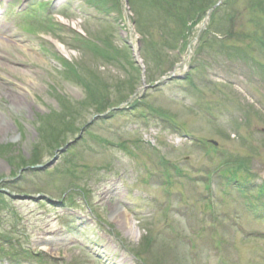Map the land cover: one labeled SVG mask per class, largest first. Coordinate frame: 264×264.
Masks as SVG:
<instances>
[{"label":"rangeland","instance_id":"374dc122","mask_svg":"<svg viewBox=\"0 0 264 264\" xmlns=\"http://www.w3.org/2000/svg\"><path fill=\"white\" fill-rule=\"evenodd\" d=\"M126 1L128 2V0ZM129 1H134L138 5V0ZM116 4L119 6V3L114 0L113 5ZM120 7L111 8V15L105 19H99L100 17L92 11L94 18L92 17L90 22L85 20L87 23H84L82 19L78 18L62 21L67 25L77 26L78 30L87 29V32L90 31L94 35L93 40L99 44V35L107 34L106 31L110 32L107 24H103V22L107 19H114L115 21L118 18L119 21L122 20L114 28L115 34H113L111 42L123 50L120 60L124 62L128 61L131 56L133 58L130 42L135 43L137 40L139 43L141 37L136 31L133 36L130 34V30L125 27L126 22L132 23V21H135L134 12L129 11V6V8L124 7L121 1ZM229 13L234 14L231 9H229ZM241 15L242 17L239 20L235 18L237 22H224L221 25V29H225L224 32L217 29L211 31L208 34L207 41H219L217 39L219 37L229 47L235 46L236 48L238 46L245 48L246 45L251 44L249 38L257 35L255 33L257 31L256 22L260 20V28L261 26L264 27V17L250 21L247 11H243ZM127 19L128 21H126ZM197 30L198 27H194V34ZM70 31H72L71 28ZM224 34L229 36V39L226 40ZM44 38L46 41H43ZM155 38L158 41V37H154V41H148L142 49L143 53L149 52L150 59L153 60V62L150 61L146 64L147 68L152 70L149 75L152 80H156L159 75L169 70V62L160 63L157 59L159 55L165 60L175 58L180 60L181 57L175 50L170 49L167 51L164 46L162 48L157 44L154 45L157 42H155ZM243 40L245 41L244 45L241 43ZM58 41V35L55 33L42 31L37 34V38L31 39V43L27 44L30 47L27 53L30 55L26 56V53L23 52L20 55L21 59H17L13 55L21 64L14 70L17 74L15 76L20 79L16 78L19 86L24 90L26 86L20 84L27 85L29 83L28 85L33 90L29 87V92L24 97L9 94L4 95L7 99L0 97L2 98L0 100V120L6 125L9 126L8 121L12 118L19 119L24 124L33 125L39 118L56 112L54 110L59 109V104L55 99L54 88L66 95L72 102L80 101L86 97L84 95L86 91L83 92L81 89L63 81L50 87V83L51 85L55 84L54 79L60 78L62 74V71L60 74L57 73L60 68L51 62L50 54H48L49 48L53 51L55 46L58 47ZM90 43L93 44V41H90ZM220 45L221 43L218 45L212 43V48H209V51L213 52ZM196 48L197 46L194 50ZM160 50L164 51L159 52ZM63 51L65 53L67 51L66 54L71 58L75 57L76 62L85 59L78 52L65 48ZM209 51H206L201 59L209 60ZM259 55L257 54V56ZM25 56L27 60H24ZM257 56L256 58H258ZM258 60L264 64V57H259ZM87 62L90 64L89 61ZM44 63L45 68L41 66ZM190 64L191 61L189 60L182 67L183 69L178 71L177 75L182 77L186 71L188 73L190 71L188 65ZM90 66L93 67V65ZM240 66L243 70L250 71L241 63L236 66L229 65V68L233 69V73L237 72L235 76H231L233 78L231 88L218 85L219 89L229 88L228 93L231 94L229 101L231 102L228 103V107L232 108L230 112L220 109L219 104L224 99L218 97L222 95L219 91L216 92L215 95L218 96L215 97V87L204 90V94L199 101L198 99L192 100L186 95L184 83H163L159 88L146 89L144 94H147V96L143 97V101L148 102V106L146 104L135 106V103L131 104L132 107L131 105H124V108L119 111L120 114L104 116L103 118H106L104 121L97 120L93 122L92 125L94 126L89 127L91 133H84L83 136H81V128L88 126L93 121V116H95L93 109L83 116L77 115L80 117H77L75 121H65L63 126L53 121L51 127L56 126L58 129L52 131L50 135L47 132L46 136H49L48 146L56 148L58 141L62 143L69 142L72 151L69 150L68 157H66L67 153H63L60 158H57L56 153H53L54 156L48 155L49 150L47 146H44L40 151L39 167L34 169L27 167L26 163L23 165L25 168L20 169L18 167L14 170V165L11 162H19V157H15L18 155L27 158V160L31 158L35 145L40 142L38 130L34 126H30L25 132L22 129V133L15 130L10 134L0 133V204L3 203V208L0 210V237L4 236V240H6L0 244V250H13L16 252L18 246L22 245L26 250L33 252L34 255L40 251L44 253L46 252L45 248H48L53 253L48 255L49 264H76L81 260V257L89 260L90 256L84 254L83 251L81 252L75 242L72 241V232L83 231L81 239H84L85 242L89 241L91 247L95 243L102 244V246L106 245L102 241L104 234L101 228L93 222L92 218L88 217L86 213L82 215V218H79L80 209L76 210L70 203H65V201L69 202L70 200L69 196L63 199L65 192H70L73 199H77L79 203L80 199L83 200L86 196V200L82 202V207L86 210V205L93 210L99 223L104 222L106 224L107 232L110 233L112 230L113 233H119V240L137 248L144 239L145 231L136 225L134 219L143 216L144 224L148 225L147 228L150 230V234L158 233L163 228L159 216L160 206L163 202L175 203L180 207L185 204L182 200L185 197V199L194 203L200 191L198 187L205 182L200 176V172L208 167V162L204 158L202 150L197 151L195 144L190 145V142H186L184 137L186 127L189 133L196 138L217 141L222 150L237 157L235 166L242 171L248 170L256 183L260 184L261 181H264V70L258 69L256 71L257 76L262 78L261 80L250 78L248 79L249 82H244L242 81V75L238 74L242 71L239 69ZM27 70H29V73H27ZM135 70L129 68L128 73L124 76L120 73L118 75L114 73L113 79L105 82L113 98L122 100L123 96L126 99L129 98V93L119 87V80L132 76L137 78L140 72L137 69ZM206 73H208L210 84H216V81L221 84L220 79H226L227 77L224 72L219 71L215 66ZM193 78L200 81L204 78V75L202 72H196L193 74ZM9 81L18 84L16 80L9 79ZM139 84L140 86L143 85L142 82H136V86ZM83 85L85 86V84ZM84 86L82 88L85 90ZM130 86L132 85L130 84ZM247 101L250 103L254 101L255 107ZM2 102H14L19 105L11 104V106H15L12 118L8 116L7 110H5L6 105L4 106ZM238 102L242 104L243 110H246L247 114L242 112L240 114L233 109L235 108L234 103ZM140 105L143 107L139 108ZM71 108L74 111L76 106ZM152 109L160 112L163 116H169L171 119L174 118L177 122L183 123L185 131L180 130L177 135L171 130H167L170 125L166 123L165 117L163 119L158 118L157 114L150 112ZM210 114H213L214 117L223 116L219 117L218 125L211 124V122H215L208 117ZM222 124H225L227 128L231 126L236 130L235 133L231 134L229 140L218 135L221 132ZM226 126L223 127L226 128ZM113 131L118 134L115 138L119 145L104 147L102 141L112 136ZM77 134L80 135L79 138ZM83 138L84 140L81 141ZM170 146L178 149H169ZM168 151H170L171 156H168V158L184 167L189 175L188 178L174 176L170 182V190L165 188L169 182L163 176L165 171L161 168L159 161V159L162 161L161 157L166 156ZM11 154L12 157L10 158ZM152 155L160 156V158L157 157L156 160ZM65 157L68 160H65ZM27 162L32 165L34 160ZM218 164L219 161L212 164L210 166L211 170H214ZM3 178L4 180L1 181ZM218 194L221 198L218 202L219 214L236 213L240 209L239 214L243 219L242 225L249 230L255 226V223L248 220L250 216L243 210L236 194L228 196L223 193ZM234 200L236 201L234 202ZM248 202L247 199L244 201V203ZM41 203H45V205ZM188 205L191 204L187 202L186 207ZM122 207L131 208L132 213L127 215L123 212ZM121 214H125L126 218ZM63 215H69L72 220L64 219ZM68 221L75 223L68 227L71 224L67 223ZM125 221L132 225L127 226ZM63 225L66 227L63 228ZM90 225L95 230H87ZM150 227L155 228V233ZM167 251L169 253L165 254ZM30 260L34 264H44L39 256ZM144 262L145 264L185 263L179 251L174 255L171 246L163 253L157 250V253L147 256Z\"/></svg>","mask_w":264,"mask_h":264},{"label":"bare ground","instance_id":"6f19581e","mask_svg":"<svg viewBox=\"0 0 264 264\" xmlns=\"http://www.w3.org/2000/svg\"><path fill=\"white\" fill-rule=\"evenodd\" d=\"M11 46H14V47H18L15 43H9ZM21 94V93H20ZM4 96V95H2ZM22 97V95L20 96ZM14 105H16L14 102H13ZM13 105V109L15 108V106ZM16 106H19V105H16ZM7 131V128L5 126H1L0 127V133H5ZM125 217V216H124ZM126 222V225H130V224H127V221ZM47 250V249H46Z\"/></svg>","mask_w":264,"mask_h":264}]
</instances>
